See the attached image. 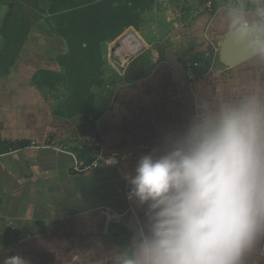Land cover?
Masks as SVG:
<instances>
[{
  "label": "crops",
  "instance_id": "crops-1",
  "mask_svg": "<svg viewBox=\"0 0 264 264\" xmlns=\"http://www.w3.org/2000/svg\"><path fill=\"white\" fill-rule=\"evenodd\" d=\"M204 1L177 13L155 0L139 27L101 43L93 110L63 117L55 111L65 90L43 85L39 72L62 71L55 56L66 51L51 31L49 0H0V264L17 254L29 264H112L126 226L147 228V206L124 178L139 158L184 133L198 104L215 110L264 97V49L233 67L218 59L233 19L264 30V0H216L223 5L212 14ZM23 21L24 39L11 43ZM189 59L202 66L185 69ZM94 159L96 168L74 170ZM244 264H264V234Z\"/></svg>",
  "mask_w": 264,
  "mask_h": 264
},
{
  "label": "clouds",
  "instance_id": "clouds-1",
  "mask_svg": "<svg viewBox=\"0 0 264 264\" xmlns=\"http://www.w3.org/2000/svg\"><path fill=\"white\" fill-rule=\"evenodd\" d=\"M232 24L264 44V30L239 17ZM124 178L147 206V228L112 264H244L264 234V97L215 110L198 104L187 130ZM3 264L29 261L17 254Z\"/></svg>",
  "mask_w": 264,
  "mask_h": 264
},
{
  "label": "trees",
  "instance_id": "trees-1",
  "mask_svg": "<svg viewBox=\"0 0 264 264\" xmlns=\"http://www.w3.org/2000/svg\"><path fill=\"white\" fill-rule=\"evenodd\" d=\"M154 1L49 0L47 12L53 21L51 31L61 37L66 46L64 53L55 56L62 71H39L43 85L49 88L61 85L66 92L55 114L71 117L93 110V88L102 84L101 43L116 39L128 27H139L141 14L150 9ZM19 24L8 34L11 43H18L25 37L26 22ZM133 222V226H126L128 233L124 234V241H117L122 247L139 234Z\"/></svg>",
  "mask_w": 264,
  "mask_h": 264
},
{
  "label": "water",
  "instance_id": "water-1",
  "mask_svg": "<svg viewBox=\"0 0 264 264\" xmlns=\"http://www.w3.org/2000/svg\"><path fill=\"white\" fill-rule=\"evenodd\" d=\"M253 40L254 35L242 36L234 27L227 30L219 42V62L226 67H233L254 57L264 49V44L254 46Z\"/></svg>",
  "mask_w": 264,
  "mask_h": 264
},
{
  "label": "built area",
  "instance_id": "built-area-1",
  "mask_svg": "<svg viewBox=\"0 0 264 264\" xmlns=\"http://www.w3.org/2000/svg\"><path fill=\"white\" fill-rule=\"evenodd\" d=\"M158 1H160L161 3L166 4V5H173V6L176 5L177 11H178L177 13L182 12L186 3L188 2V0H158ZM203 8L210 14H212L215 10H217V7L214 3V0H205L204 4H203ZM187 12L193 14V13H196V9L194 7H190V8L188 7ZM178 24H179V22L176 21L175 25H178ZM118 64L121 68H124L126 66L127 62L125 63L124 61H120V62H118ZM200 64L201 63H200L199 59H189V60L184 61V67L187 70L194 69V68L200 66ZM32 143L35 144L36 142H32ZM35 145H37V144H35ZM39 146H41V145H39ZM43 146H47V145H43ZM97 166H98V159H94L93 161H91L87 165H82V164L76 163L74 165V170L77 172H83L86 169L96 168Z\"/></svg>",
  "mask_w": 264,
  "mask_h": 264
},
{
  "label": "rangeland",
  "instance_id": "rangeland-1",
  "mask_svg": "<svg viewBox=\"0 0 264 264\" xmlns=\"http://www.w3.org/2000/svg\"><path fill=\"white\" fill-rule=\"evenodd\" d=\"M214 1H215L214 3H216L217 5H219V4L223 5L222 2H220V1H216V0H214ZM161 4H162V5H161ZM161 4H160V5H161L162 7H163V5H166V4H163V3H161ZM160 5H159V6H160ZM225 5H226V4H225ZM199 60H200V59H199ZM200 63L202 64L201 61H200ZM201 64H200V66H198L197 68L201 67V66H202ZM229 86H231V85L227 84L224 88H226L227 91H228V87H229ZM226 89H225V90H226Z\"/></svg>",
  "mask_w": 264,
  "mask_h": 264
}]
</instances>
